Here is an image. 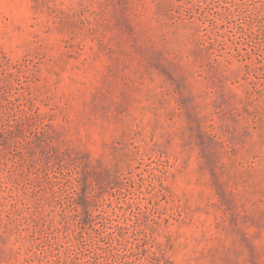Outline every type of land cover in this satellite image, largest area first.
<instances>
[{"label":"rangeland","instance_id":"374dc122","mask_svg":"<svg viewBox=\"0 0 264 264\" xmlns=\"http://www.w3.org/2000/svg\"><path fill=\"white\" fill-rule=\"evenodd\" d=\"M0 264H264V0H0Z\"/></svg>","mask_w":264,"mask_h":264}]
</instances>
